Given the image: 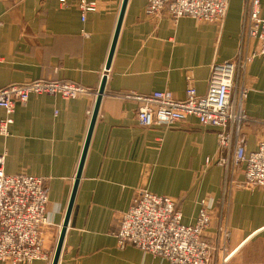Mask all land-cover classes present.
Wrapping results in <instances>:
<instances>
[{
    "label": "crops",
    "instance_id": "crops-1",
    "mask_svg": "<svg viewBox=\"0 0 264 264\" xmlns=\"http://www.w3.org/2000/svg\"><path fill=\"white\" fill-rule=\"evenodd\" d=\"M122 1L98 0L97 10L83 22L72 1L64 7L59 0H0V89L45 79L91 90L76 98L31 95L26 103H16L9 134H0L7 173L45 178L51 222L45 247L54 255L107 74L58 264H169L135 246L117 245L119 220L140 188L177 200L185 224L196 222L202 205L210 211L205 238L213 263L264 264V187L244 186L242 165L217 163L218 130L193 116L170 126H140V102L125 96L169 90L185 99L188 75L205 94L215 64L258 48L244 29L250 0H230L222 25L188 16L174 19L168 10L149 18L147 0H129L106 70ZM242 86L248 88L243 105L249 116L242 132L252 151L264 140V58L238 69L236 89ZM5 116L0 107V120Z\"/></svg>",
    "mask_w": 264,
    "mask_h": 264
},
{
    "label": "built area",
    "instance_id": "built-area-1",
    "mask_svg": "<svg viewBox=\"0 0 264 264\" xmlns=\"http://www.w3.org/2000/svg\"><path fill=\"white\" fill-rule=\"evenodd\" d=\"M74 5L81 11L83 22L89 12L96 11L98 0H59L64 7ZM230 0H147L145 15L156 18L168 10L174 19L192 17L198 21L222 25ZM263 0H250L244 22L245 33L257 39L259 45L250 55L238 56L212 67L205 94H199L188 75L185 99H177L169 90L142 95L130 93L128 98L140 102L136 119L140 126H170L193 116L203 126L218 130L220 150L217 163L223 166H243L244 186L264 187V140L256 150L247 151L242 132L249 119L244 109L248 88L236 89L239 68H245L255 57L264 58ZM84 34L87 32L83 30ZM91 90L67 80L34 79L11 83L0 89V107L6 116L0 120V134L8 135L16 103H26L31 95H60L76 98ZM91 112V111H90ZM89 112V113H90ZM92 115V112H91ZM210 160H208L209 162ZM48 192L45 178L25 173L9 174L5 170V155L0 154V262L30 264L35 260H51L53 251L45 247V229L51 225L47 217ZM174 198L149 189L136 191L130 208L124 212L115 231L119 248L135 246L164 258L169 264L213 263L212 246L205 238L212 216L202 205L196 222L185 224ZM221 229V228H220ZM225 236L228 235L224 230Z\"/></svg>",
    "mask_w": 264,
    "mask_h": 264
},
{
    "label": "water",
    "instance_id": "water-1",
    "mask_svg": "<svg viewBox=\"0 0 264 264\" xmlns=\"http://www.w3.org/2000/svg\"><path fill=\"white\" fill-rule=\"evenodd\" d=\"M129 0H123L122 1V5H121V9L119 12V16H118V20H117V24H116V28H115V32H114V36H113V40H112V44H111V48L109 51V56H108V60L105 66V69L108 70L111 67V63H112V59L115 53V49H116V45H117V40L120 34V30L122 27V23H123V19L125 16V12L127 9V5H128ZM106 83H107V74H104L102 80H101V84L98 90V95H97V99H96V103L92 112V116H91V122H90V128H89V132L86 138V142H85V146H84V150H83V154H82V158L80 161V165H79V169L76 175V179H75V184H74V188H73V192L71 195V199L69 202V206L66 212V216L64 219V222L62 224L61 230H60V234H59V238L57 241V245L55 248V252L53 255V260H52V264H58L59 263V258L61 255V251L63 248V244H64V240H65V235L67 232V228H68V224H69V220H70V216H71V212H72V208L74 205V200H75V196H76V191H77V187L79 184V180H80V176H81V172H82V168L85 162V158L87 155V150L89 147V143H90V139H91V135H92V131H93V127L95 125L97 116H98V112H99V108H100V104H101V100L103 97V94L105 92V88H106Z\"/></svg>",
    "mask_w": 264,
    "mask_h": 264
}]
</instances>
